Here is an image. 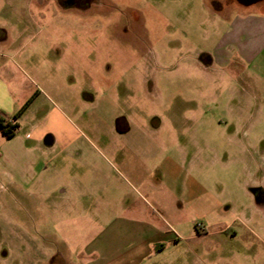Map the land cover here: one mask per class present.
<instances>
[{
	"label": "rangeland",
	"instance_id": "374dc122",
	"mask_svg": "<svg viewBox=\"0 0 264 264\" xmlns=\"http://www.w3.org/2000/svg\"><path fill=\"white\" fill-rule=\"evenodd\" d=\"M224 18L0 0V264H264V81L206 70ZM144 224L167 249L140 261Z\"/></svg>",
	"mask_w": 264,
	"mask_h": 264
},
{
	"label": "crops",
	"instance_id": "0c3cea01",
	"mask_svg": "<svg viewBox=\"0 0 264 264\" xmlns=\"http://www.w3.org/2000/svg\"><path fill=\"white\" fill-rule=\"evenodd\" d=\"M50 1L56 4L58 2L57 0ZM234 1V11L228 16L225 13L226 9L222 8L219 0H204V4L216 16H224L225 18L222 20L224 23L223 30L219 34L215 48L205 54L203 61L206 64V70H232L236 73L234 81L248 80L255 87L256 80L258 82L256 77L264 81V8L259 5L245 4L238 0ZM97 3H99V0H95L93 5ZM230 3L232 5V1ZM253 10H256V12H253ZM150 176H153V174L149 175L148 179L152 178ZM176 177L171 178L173 182ZM138 181L149 187L148 181ZM161 185L160 182L152 183L151 188L159 191ZM135 226L130 227L134 241H138L140 245H144L146 248V250H140L141 253L138 259L145 261L153 256L159 257L162 255V252L167 249V245L164 244L165 235L167 234L161 228L148 226L147 224L140 227ZM177 243H179L178 240L174 242V244ZM108 245V242L104 243L102 247L93 250L91 255L96 256L95 253H97L99 255H97V259H100L107 251ZM151 251L156 253L151 254ZM134 258L136 257L134 256ZM97 259H91V263L89 261L85 264H95Z\"/></svg>",
	"mask_w": 264,
	"mask_h": 264
},
{
	"label": "flooded vegetation",
	"instance_id": "af4514ba",
	"mask_svg": "<svg viewBox=\"0 0 264 264\" xmlns=\"http://www.w3.org/2000/svg\"><path fill=\"white\" fill-rule=\"evenodd\" d=\"M57 4L60 8L64 10H73V9H79L81 11H86L91 9L93 6V3L85 6L84 0H57ZM240 2H243L245 4H251V5H259L261 8H264V0H238ZM56 257H52L50 260L53 262ZM62 263V262H61Z\"/></svg>",
	"mask_w": 264,
	"mask_h": 264
},
{
	"label": "trees",
	"instance_id": "16d2710c",
	"mask_svg": "<svg viewBox=\"0 0 264 264\" xmlns=\"http://www.w3.org/2000/svg\"><path fill=\"white\" fill-rule=\"evenodd\" d=\"M84 1H85V6L95 2V0H84ZM22 112L23 110L17 113L11 120H6L2 117L0 118V131L7 138L12 139L13 137H15L17 131L19 130V124L17 120Z\"/></svg>",
	"mask_w": 264,
	"mask_h": 264
}]
</instances>
